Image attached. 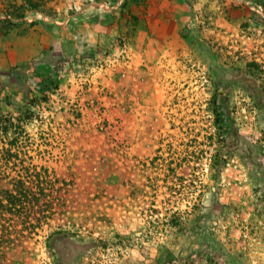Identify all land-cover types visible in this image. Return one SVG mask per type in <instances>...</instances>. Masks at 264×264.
<instances>
[{
    "label": "rangeland",
    "instance_id": "rangeland-1",
    "mask_svg": "<svg viewBox=\"0 0 264 264\" xmlns=\"http://www.w3.org/2000/svg\"><path fill=\"white\" fill-rule=\"evenodd\" d=\"M0 123L67 182L0 264H264V0H0Z\"/></svg>",
    "mask_w": 264,
    "mask_h": 264
},
{
    "label": "trees",
    "instance_id": "trees-1",
    "mask_svg": "<svg viewBox=\"0 0 264 264\" xmlns=\"http://www.w3.org/2000/svg\"><path fill=\"white\" fill-rule=\"evenodd\" d=\"M10 123L11 125L14 124L13 121ZM13 128L2 126L0 123V136L2 134L8 135L9 132L16 133V128ZM15 143L16 141L13 139L10 141V147L0 150V193L6 195V197L0 196V225L2 227L0 251L3 250L5 242L12 240L7 237L12 233L13 221L22 222L26 228L36 227L32 219L43 220V218H47L49 214L45 213L46 210L52 209L56 204L55 199H59L56 196L53 199L43 200L42 196L58 194L67 183L66 181L63 182L55 170H51L45 165L41 168L36 165H23L17 169L16 166L19 165L16 161L18 153L12 151ZM9 168L16 170L17 173L12 175V172L8 170ZM38 193L41 196H38ZM37 206L40 207V210L36 209ZM56 234H63V230L55 229L50 236ZM212 260H217V257L213 256Z\"/></svg>",
    "mask_w": 264,
    "mask_h": 264
}]
</instances>
